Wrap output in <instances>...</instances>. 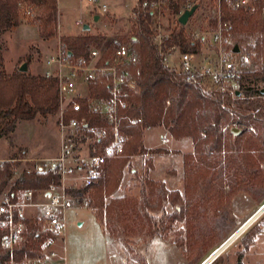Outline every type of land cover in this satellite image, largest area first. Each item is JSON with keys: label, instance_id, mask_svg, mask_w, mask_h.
<instances>
[{"label": "trees", "instance_id": "1", "mask_svg": "<svg viewBox=\"0 0 264 264\" xmlns=\"http://www.w3.org/2000/svg\"><path fill=\"white\" fill-rule=\"evenodd\" d=\"M172 8L178 16L179 4ZM222 11V21L232 24L234 47L239 45L250 62L222 78L217 83L222 88L208 91L206 84L190 80L186 72L164 61V53H170L174 47L181 52H199L201 44L188 31L187 25H182L178 18L172 21L174 27L163 25L170 35L164 38L160 51L156 39L158 24L152 13L135 8L137 16L129 24L131 34L127 39L136 38L131 41L139 52L135 70L138 87L131 93L128 107L121 110L124 152L103 164L99 181L76 187L72 183L66 190L72 201L93 211L108 240L119 235H162L168 230L167 223L183 221L195 210L199 217L203 207L198 205L197 199L201 191L224 188L232 192L247 188L264 191V0H256L254 10H232L224 3ZM59 17L58 0H0V37L29 19L30 24L38 26L41 37L48 40L58 34ZM217 22L213 17L212 25L216 26ZM109 42L108 34H94L91 29L62 39L74 57L88 56L92 48ZM31 60L28 56L25 62L30 65ZM19 68L13 73L7 71L0 45V146L3 139L13 144L22 122L59 114L61 97L57 79L22 72ZM106 88V82L91 85L88 97L80 100L82 111L70 112L71 116L86 115L91 126H106L96 106L97 101L106 96ZM133 118L142 121L131 124ZM155 128H165L176 142L185 139L193 142V151L183 154L185 195L168 191L163 182L153 178L146 180L148 189H143L140 196L119 194L126 177L125 169L133 156L168 152L145 146L146 131ZM233 128L241 129V134L235 136ZM111 142V136L101 139L84 136L78 140V144L83 145V154H100ZM27 153V148L15 147L9 158H25ZM152 161L150 156L146 164ZM4 164L0 167V203L5 195L20 201L26 190L48 191L53 185L62 183L60 174L54 170H36L35 164L26 165L20 161ZM166 202L177 210L159 217L156 212L165 211ZM218 202L210 205L213 209L204 207L202 215L222 219L225 214L220 207H214ZM26 224L27 230L14 249L4 246L6 231L0 227V264H26L29 260L41 259L48 241L57 236L41 212ZM243 257L244 253L240 252L236 264H243Z\"/></svg>", "mask_w": 264, "mask_h": 264}, {"label": "rangeland", "instance_id": "2", "mask_svg": "<svg viewBox=\"0 0 264 264\" xmlns=\"http://www.w3.org/2000/svg\"><path fill=\"white\" fill-rule=\"evenodd\" d=\"M133 3V0L112 1L111 13L102 15L104 17L96 23L95 15L91 14L94 8L86 1L60 0L58 34L48 40L41 37L37 25L30 24L29 19H24L21 26L0 37L7 71L13 72V69L16 70L28 56H31L30 72L45 75L46 57L58 49L64 36H76L81 33L82 26H78L77 23L83 18L91 26L94 34L101 32L108 34L109 40L113 37L126 40L131 34L127 19ZM211 5L212 0L203 3L186 27L201 44L197 53L200 65L217 61L216 51L211 44V32L215 29L211 23L215 12ZM172 21L166 20L163 25L174 27ZM243 48L246 49V44H243ZM180 56L181 52L178 49L170 54L169 65L179 68ZM229 56L237 58L230 53ZM206 85L208 91L222 88L214 83ZM80 93L86 94V87H83ZM58 117L59 114L48 119L39 118L33 122H22L13 137V144L7 139L2 140L0 158L12 157L15 147L19 146L27 148L30 156L54 155L59 148ZM165 134L171 138L165 128L148 131L145 137L147 147L155 146L154 148L167 149L168 152L152 157L153 161L149 164H146L149 158L145 156L142 166L138 163L141 158L136 157L133 166H139V170L135 174L128 171L118 191L119 194L140 196L143 189L146 191L148 189L146 180L153 178L163 182L168 191H179L185 195L183 154L193 151V142L189 139L176 142L171 138L170 142L163 145L161 141ZM71 184L72 182L68 183ZM199 193L197 202L203 207L199 217L195 215V210L183 221L167 223L168 230L162 235L152 237L145 234L119 235L116 238H109L110 240L103 234L92 211L72 201L67 209L62 233L54 238V245L44 248L43 258L29 260L26 264H206L210 257L226 244L228 238L264 206V191L247 188L232 192V189L224 188ZM218 200L214 207H220L222 214H225L224 217L221 219L216 215V220L211 215L203 216L204 207L207 210L213 209L210 205ZM165 208H167L165 211L159 210L156 214L160 217L165 212L171 214L177 210L167 202ZM263 217L264 214L210 264H236L240 252L244 253L243 264H264ZM229 230L232 231L228 233ZM54 251L55 254L52 255Z\"/></svg>", "mask_w": 264, "mask_h": 264}, {"label": "built area", "instance_id": "3", "mask_svg": "<svg viewBox=\"0 0 264 264\" xmlns=\"http://www.w3.org/2000/svg\"><path fill=\"white\" fill-rule=\"evenodd\" d=\"M60 2V0H58ZM99 14L111 13L113 0H84ZM128 16V27L132 19L136 18L135 8L152 13L158 24L159 33L156 36L160 51L163 49V40L170 34L164 29L163 22L179 19L184 10L190 9L195 3L200 7L210 0H133ZM256 0H212L214 17L218 20L215 29L211 32V44L214 46L217 55L215 63L200 65L197 53L181 52L179 68L188 74L190 80L202 82L203 84H217L230 72L240 70L244 64L249 63L248 55L242 52H234L232 43V24L223 22L222 5H227L232 10H254ZM179 4L180 13L178 16L172 11V7ZM199 7V8H200ZM85 19H80L79 25ZM136 38L131 36V40ZM121 40L113 37L109 43L100 47L92 48L88 56L74 57L70 50L63 43L58 49L45 59L47 67L45 76L54 77L59 82L60 108L58 117V130L60 131V151L56 155L46 158H0V167L3 168L6 162H30L35 164V169L40 171H57L61 178L60 185H53L48 191L26 190L24 198L14 201L9 195H5L0 203V227L6 231L3 240L4 246L14 249L16 243L21 239L27 230L26 221L41 212L47 220V225L56 232L62 233L65 225L67 209L72 204V199L66 190L68 183L72 182L75 187L78 185L89 186L101 179L102 166L109 159L124 152V135L121 128L122 111L128 107L131 93L136 91L138 80L135 77V70L139 64V52L132 41ZM164 53V61L169 64L168 56ZM237 56L236 59L228 57L229 53ZM231 58V59H230ZM175 68V67H174ZM99 82H106V96L100 98L97 109L102 113L107 122L106 126L96 127L88 123V117H72V113H80L82 105L80 100L87 98L91 85ZM86 87L87 93L80 91ZM141 119L133 118L130 123L141 122ZM84 136L101 139L111 136V145L105 147L100 154L82 152L83 145L78 140ZM171 138L165 136L161 143L164 145L170 142ZM36 194L43 197V201L36 199ZM48 241L46 247L52 244ZM54 254V253H53ZM14 264V263H12Z\"/></svg>", "mask_w": 264, "mask_h": 264}, {"label": "crops", "instance_id": "4", "mask_svg": "<svg viewBox=\"0 0 264 264\" xmlns=\"http://www.w3.org/2000/svg\"><path fill=\"white\" fill-rule=\"evenodd\" d=\"M113 1H116V0H113ZM92 15H95V17H96V14H98V15H100V19L99 20H101L104 16H106V15H104V16H102V14H99L98 12H97V10H95L94 9V11L91 13ZM98 20V21H99ZM97 23V22H96ZM84 24H87L86 23V21L83 23V24H80L79 25V23H77V25L78 26H82V30H83V25ZM89 25V24H88ZM90 26V25H89ZM90 29H91V26H90ZM82 30H81V32H82ZM81 34V33H80ZM77 35H79V34H77ZM29 67H30V65H29ZM30 70H31V67H30ZM29 70V71H30ZM15 71V69H13V72ZM13 72H9V73H13ZM58 130V129H57ZM150 130H152V129H148V131H150ZM148 131H146V133H145V136H144V143H145V137H146V135H147V133H148ZM58 133H59V139H58V146H59V148L57 149V152L54 154V155H56L57 153H59V151H60V131L58 130ZM165 136H168L167 134H165ZM165 136L163 137V138H165ZM163 144V143H162ZM164 145V144H163ZM145 146L147 147V145H146V143H145ZM155 146H151V147H147L148 149L149 148H154ZM59 150V151H58ZM51 156H52V154H51ZM51 156H39V155H35V156H30L28 153H27V155H26V157L25 158H30V159H35V158H46V157H51ZM145 156H147L148 158L150 157V156H152V157H155L156 155H136V156H133L132 158H131V162H130V164L126 167V169H125V175L128 173V171L129 172H131L132 174L134 173H137L138 172V170H139V166H137V167H135V166H133V164H134V162H135V158L136 157H140L141 159L138 161V160H136V162L138 161V163H140V165L142 166L143 165V158L145 157ZM3 158H5V157H3ZM10 159V158H9ZM155 159V158H154ZM24 163V162H23ZM24 164H26V165H29V164H34V163H30V162H25ZM36 199L37 200H40V201H43L44 199H43V197L41 196V195H39V194H36ZM86 207V206H85ZM90 210V209H89ZM92 211V210H91ZM92 213H93V211H92ZM94 214V213H93ZM94 216H95V214H94ZM95 218H96V216H95ZM96 221H97V219H96ZM98 222V221H97ZM99 223V222H98ZM100 225V224H99ZM101 226V225H100ZM101 229L103 230V234L107 237V235L105 234V232H104V228H103V226H101ZM53 243H55V241H52ZM52 243V244H53ZM52 244H50V245H52ZM54 245V244H53ZM52 245V246H53ZM51 246V247H52ZM52 255H54L55 254V251H54V254L53 253H51Z\"/></svg>", "mask_w": 264, "mask_h": 264}, {"label": "water", "instance_id": "5", "mask_svg": "<svg viewBox=\"0 0 264 264\" xmlns=\"http://www.w3.org/2000/svg\"><path fill=\"white\" fill-rule=\"evenodd\" d=\"M200 7V3H195L194 4V6L192 7V8H190V9H186V10H184L183 11V13L180 15V17H179V22L182 24V25H187L188 24V22L190 21V19L194 16V14L196 13L195 11L198 9ZM100 19V15H98V14H96V17L94 18V22H97L98 20ZM83 30L84 31H88V30H90V26L88 25V24H84L83 25ZM234 52H236V53H240L241 52V49H240V47H239V45H235V47H234ZM70 54H72V52L70 51ZM20 71H22V72H27V71H29V65H28V63L27 62H24L23 64H21L20 65ZM232 132H233V134L235 135V136H237V135H239V134H241V132H242V130L241 129H239V128H233L232 129ZM264 209V208H263ZM261 210L260 212H259V214L257 215V216H259V215H263L264 214V210ZM260 217V216H259ZM237 233V232H236ZM235 234V233H234ZM233 236V235H232ZM232 236H230V239L232 238ZM229 241V240H228ZM231 243V242H230ZM229 245V244H228Z\"/></svg>", "mask_w": 264, "mask_h": 264}, {"label": "bare ground", "instance_id": "6", "mask_svg": "<svg viewBox=\"0 0 264 264\" xmlns=\"http://www.w3.org/2000/svg\"><path fill=\"white\" fill-rule=\"evenodd\" d=\"M264 208V206L262 208H260V210L258 211V214L259 212ZM264 210V209H263ZM258 214H256L255 216H253V218H251L250 220H248L247 222H245L244 224H242V226L235 232V234H232V238L230 239V237L228 238L229 241L227 240L226 241V244L221 248L219 249L218 251H216L212 257H210V260L206 263V264H210L213 260H215L217 258V256L223 251L225 250L230 244L233 243V241L241 234H243L247 229L248 227H250L252 224H254L256 222V220L259 218V216L261 217V215L257 216ZM231 242V243H230ZM229 244V245H228Z\"/></svg>", "mask_w": 264, "mask_h": 264}]
</instances>
